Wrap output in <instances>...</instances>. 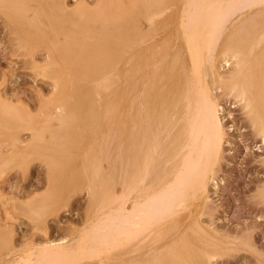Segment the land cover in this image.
I'll return each mask as SVG.
<instances>
[{
	"label": "rangeland",
	"instance_id": "obj_1",
	"mask_svg": "<svg viewBox=\"0 0 264 264\" xmlns=\"http://www.w3.org/2000/svg\"><path fill=\"white\" fill-rule=\"evenodd\" d=\"M78 1L64 0L69 8ZM113 1L123 8L131 4V0ZM170 1L166 3L170 8L163 7L161 19L153 25L141 19L138 7L134 5L133 9L143 22L142 32L156 31L175 45L169 59L152 76L155 88L150 99L159 110L166 99H171L169 103L174 106L175 98L165 96L172 95L175 89L173 96L177 94L181 59L176 58L186 56L182 58V65L190 60L187 42L171 38L173 25L169 17L175 11L171 7L175 2ZM94 2L86 0L89 8ZM25 3L24 14L20 16L0 11V97L31 119L24 127H0V264L6 256L8 259L15 250H24L30 244L58 243L78 235L94 218L98 206L91 199L93 192L89 194L92 190L87 180L96 182V197L100 192L102 196L118 192L122 174L119 170L123 171L126 160L122 129L123 66L118 57L127 22L110 18L102 24V19L92 23L84 17L70 19L61 11L59 0H25ZM239 27L233 41L239 40L237 54L241 58L243 77L237 84L243 99L240 101L237 97L238 90L217 89L219 95L223 94L220 103L227 130L221 164L214 180L209 182L206 204L185 218L178 230L153 239L158 249L151 264H264V141L259 133V127H264V13L251 17ZM159 40L155 36L149 42ZM110 60L115 62L111 70L114 74L99 82L96 78ZM222 65L220 68L226 71L227 65ZM164 68L168 70L166 76ZM174 68L176 77L172 74ZM170 75L177 81L171 80ZM168 81L174 82L173 91ZM58 96L64 100L66 111H75V117L66 127L58 128L59 137L53 139L57 122L51 120L47 126L44 120L45 113L55 112ZM164 105L162 110H167ZM110 108L113 112L105 114ZM230 126L233 127L229 131ZM30 127L41 134L40 138H33ZM100 143L104 145L101 159ZM48 146L59 148L61 154L51 157L53 151ZM56 160L60 162L58 165ZM34 198L42 205L39 214L27 212L30 209L24 206L27 201L33 203ZM178 245H185L188 251L175 248ZM124 256H114L99 264H129L128 257Z\"/></svg>",
	"mask_w": 264,
	"mask_h": 264
},
{
	"label": "bare ground",
	"instance_id": "obj_2",
	"mask_svg": "<svg viewBox=\"0 0 264 264\" xmlns=\"http://www.w3.org/2000/svg\"><path fill=\"white\" fill-rule=\"evenodd\" d=\"M59 2L61 11L70 19L84 17L90 22L102 19L103 24L104 19L111 18L113 21L125 20L128 24L121 54L119 57L117 55L123 66H121L124 88L122 129L126 144L124 169L119 170L122 172L121 187L112 195L102 196L100 192V196L96 197V182L87 180L92 190L89 194L93 192L91 199L98 206H94L97 208V211H94L95 215L93 214L94 218L78 235L58 240V243L30 244L24 247V250L23 248L15 250L14 255H9L8 259L6 256L2 264H88L91 261L99 264L105 259L122 255L128 257L126 262L129 264H151L152 256L158 249L153 239L163 237L176 228L178 230V225L185 218L192 216L194 210L203 207L208 198V185L214 180L221 164L227 135L220 103L222 93L219 95L217 89L227 88L228 92L238 90L237 97L240 101L243 99V93L237 84L243 77L241 58L237 54L240 48L239 40L233 41V36L241 24L247 23L251 17L264 13V0H174L175 3L171 7H175V11L169 17L170 25H173V36L170 35L173 40L183 39L187 42L190 60L188 59L187 65L186 62L182 65L185 50H181L183 57L176 58L177 61L181 59L178 61L180 66L177 62L180 69L172 64L179 70L177 76L180 80L177 81L175 78L179 82L176 85L178 87L176 96H173L176 89L172 90L174 82L170 84L168 81L173 93L165 97L172 96L175 100H172L174 106L169 103L171 99L163 101L162 104L167 105V110H162L164 108L162 104L159 105L161 107L159 110L157 104L155 106L150 99L153 87L155 88L152 76L160 69L161 63L171 55L175 45L162 38L161 33L156 31L142 32L143 22L138 20L133 9L138 7L141 19L153 25L157 19H161L163 7L164 10L170 8L166 4L168 0H131V8H126L125 5L123 8L115 4V1L111 3V0H96L92 8H89L86 0L75 2L71 8L64 0ZM26 5L25 0H0V11L9 16L12 14L20 16L24 14ZM128 5L127 3V7ZM155 36H159L160 40L150 43L149 40ZM175 44L177 45V42ZM222 62L227 65L226 71L220 68L223 66ZM114 63L111 60L107 61L105 71L96 80L105 82L110 75L112 76ZM167 68L166 70L164 68L165 76ZM172 72L174 74L176 70ZM174 75L176 77V73ZM9 104L0 97V127L20 128L31 122L26 113L22 114V111L8 106ZM169 107L172 109H168ZM54 110V113H45L44 120L47 126L51 125L49 124L51 120L57 122V128L54 134L52 133L53 139L59 137L56 134L57 129L66 127L75 117L73 109L68 111L64 109V100L61 96H58V105ZM112 112L113 109L110 108L105 114L109 115ZM232 127H229V131ZM259 128L264 141V127ZM28 129L32 131L33 138H40L41 134L36 133L35 128ZM102 143L98 152L99 159L102 158L104 151ZM48 147L53 151L51 157L61 154L59 148ZM56 161L58 165L60 162ZM102 185L100 182L99 186ZM26 205L30 209H27V212L39 214L42 211L38 198H34L33 203L27 201L24 206ZM169 245L168 248H171L172 245ZM175 248L188 251L185 245H178Z\"/></svg>",
	"mask_w": 264,
	"mask_h": 264
}]
</instances>
